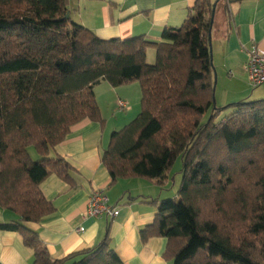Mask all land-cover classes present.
<instances>
[{
  "label": "trees",
  "instance_id": "16d2710c",
  "mask_svg": "<svg viewBox=\"0 0 264 264\" xmlns=\"http://www.w3.org/2000/svg\"><path fill=\"white\" fill-rule=\"evenodd\" d=\"M68 1L0 0V206L19 216L1 227L22 234L33 264H125L109 234L55 259L25 222L55 212L41 189L51 174L75 182L55 147L84 119L105 125L95 86L139 83L140 113L111 134L102 154L112 183L161 184L182 161L177 197L152 201L157 213L142 239L166 237L172 264H264V99L214 107L215 2L196 0L182 25L155 41L102 39L73 20Z\"/></svg>",
  "mask_w": 264,
  "mask_h": 264
},
{
  "label": "crops",
  "instance_id": "0c3cea01",
  "mask_svg": "<svg viewBox=\"0 0 264 264\" xmlns=\"http://www.w3.org/2000/svg\"><path fill=\"white\" fill-rule=\"evenodd\" d=\"M216 2L217 0H212ZM196 0H69L74 21L93 30L102 39L146 35L158 41L166 27L184 22ZM212 30L213 64L218 77L219 107L243 100L264 99V84L256 95H249L247 63L254 48L264 51V0H220ZM155 49L148 50L152 63ZM95 94L105 125L84 119L75 124L64 141L52 151L74 168V184L51 174L41 189L56 210L39 222H25L38 232L55 259L65 258L98 244L107 234L125 264H172L164 254L166 237L144 241L141 230L152 223L157 213L153 200L177 197L176 187L182 177L170 172L161 184L142 178L120 179L112 183L102 154L111 134L122 129L139 112V83L119 87L101 81ZM220 96V97H219ZM119 100L127 107L120 109ZM218 104V103H217ZM225 117V116H224ZM37 153V152H36ZM38 154V153H37ZM39 156V154H38ZM173 180V188L170 187ZM105 189L109 202L119 209L114 218L86 215L90 193ZM19 216L0 206V264H33L35 253L25 245L19 231L3 229L1 224L13 223ZM80 228H84L83 231ZM68 261L66 264H70Z\"/></svg>",
  "mask_w": 264,
  "mask_h": 264
},
{
  "label": "built area",
  "instance_id": "2783aa9c",
  "mask_svg": "<svg viewBox=\"0 0 264 264\" xmlns=\"http://www.w3.org/2000/svg\"><path fill=\"white\" fill-rule=\"evenodd\" d=\"M247 75L249 84L256 88L264 84V51L254 48L249 52V58L247 63ZM120 109L127 107V103L124 100H119ZM117 206L109 202V198L105 189L96 188L90 193L88 209L86 215L89 217L100 218L107 215L110 218H114L119 214ZM81 231L84 228H80Z\"/></svg>",
  "mask_w": 264,
  "mask_h": 264
},
{
  "label": "rangeland",
  "instance_id": "374dc122",
  "mask_svg": "<svg viewBox=\"0 0 264 264\" xmlns=\"http://www.w3.org/2000/svg\"><path fill=\"white\" fill-rule=\"evenodd\" d=\"M152 49V48H151ZM154 54H155V51H154ZM155 56H156V54H155ZM155 60H156V58H154V60H153V63L155 62ZM214 82H215V75H214ZM263 86H258V87H256V88H253L252 86H248V90H249V95H252V98L254 97L253 96V93H254V95H256L257 94V92H259V90H261V88H262ZM220 91H221V89H219L218 88V77H217V80H216V84H215V98H216V104H217V106L220 104V100L218 101V95H220ZM220 97V96H219ZM254 99V98H253ZM140 105V109H139V112H136V115H135V117L133 118V119H135L136 117H137V115L140 113V110H141V103L139 104ZM227 106V105H226ZM219 107V106H218ZM232 111V108H227L225 111H223L220 115H218L217 117H216V121H221L223 118H224V116H226L227 114H229L230 112ZM210 115H211V112L209 111L208 113H206V115H205V118L206 119H208L209 117H210ZM132 121V120H131ZM30 151H31V154H32V156H33V158L34 159H38L39 158V156H38V154L36 153V150L33 148V147H31L30 148ZM181 169H182V161L179 159L176 163H175V165H174V167L171 169V171H170V175H171V177H173V176H176L177 174L178 175H180V177H182V174L180 173L181 172ZM181 179V178H180ZM179 185V184H178ZM170 187L171 188H173V180H171V185H170ZM179 187V186H178ZM178 187H176V191L178 190ZM169 198H173V197H170V196H168Z\"/></svg>",
  "mask_w": 264,
  "mask_h": 264
},
{
  "label": "water",
  "instance_id": "95a60500",
  "mask_svg": "<svg viewBox=\"0 0 264 264\" xmlns=\"http://www.w3.org/2000/svg\"><path fill=\"white\" fill-rule=\"evenodd\" d=\"M218 1H219V0H217V1L214 3V6H213L211 25H213V23H214V19H215V14H216V10H217ZM68 16H69V14H68ZM210 38H212V32H211V31H210ZM211 52H212V58H213V45H212V42H211ZM213 66H214V64H213ZM214 72H215V84H216V80H217V78H216V70H215V66H214ZM214 107H217V104H215Z\"/></svg>",
  "mask_w": 264,
  "mask_h": 264
}]
</instances>
